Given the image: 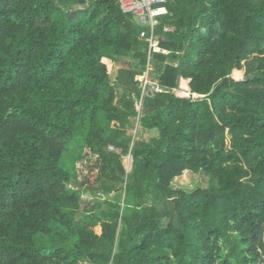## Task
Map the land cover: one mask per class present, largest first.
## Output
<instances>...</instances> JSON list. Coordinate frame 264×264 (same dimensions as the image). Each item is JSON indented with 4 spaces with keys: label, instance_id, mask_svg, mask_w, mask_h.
Instances as JSON below:
<instances>
[{
    "label": "trees",
    "instance_id": "trees-1",
    "mask_svg": "<svg viewBox=\"0 0 264 264\" xmlns=\"http://www.w3.org/2000/svg\"><path fill=\"white\" fill-rule=\"evenodd\" d=\"M159 8L168 93L140 114L148 44L119 0H0V264H264V0ZM85 148L104 203L71 186ZM185 172L209 186L176 187Z\"/></svg>",
    "mask_w": 264,
    "mask_h": 264
},
{
    "label": "rangeland",
    "instance_id": "rangeland-1",
    "mask_svg": "<svg viewBox=\"0 0 264 264\" xmlns=\"http://www.w3.org/2000/svg\"><path fill=\"white\" fill-rule=\"evenodd\" d=\"M109 65L112 67L111 81L114 85L118 81L119 75L124 72L127 71H135L137 73L141 72L139 68V60L134 58L133 54L129 55L126 58H115ZM145 74H147L146 70L142 72V76H143L142 78H144ZM150 77H153L155 79L154 72L150 73ZM243 78H244V72L241 77V80H236V81H242ZM180 87L181 89L178 90L179 92L177 95H179V93L182 96H188L190 94L189 85H188V90L186 92L187 82H184V86L183 83L180 82ZM124 92H125L124 88L117 87L115 89V96H116L115 103H118L123 98ZM179 97L181 96L179 95ZM139 104H140V100H139ZM141 113H142V108H141ZM130 121H131V126L129 128L128 136H132L134 142L141 141L143 139L149 140L150 137L156 134L155 132H148L143 130L139 118L137 117L131 118ZM134 142L132 143V146ZM110 150H114V148L110 147ZM123 165L127 170V173H130L133 165V158L131 154H128L127 156L123 157ZM76 170H77V179L71 182V186L82 193V202L86 204L93 201L104 203L105 198L102 197V195L98 191L99 184L97 179L100 171V160L98 159V157L93 155L89 149L85 148L84 151L82 152L81 159H79L76 163ZM209 184H210V179L208 177L195 175L190 172H185L182 177L177 178L174 182V185L176 187L186 188L191 191H194L199 188H207ZM79 264H85V263H79Z\"/></svg>",
    "mask_w": 264,
    "mask_h": 264
},
{
    "label": "built area",
    "instance_id": "built-area-1",
    "mask_svg": "<svg viewBox=\"0 0 264 264\" xmlns=\"http://www.w3.org/2000/svg\"><path fill=\"white\" fill-rule=\"evenodd\" d=\"M166 4L167 0H119V5L123 13L132 14L136 23L141 27L139 39L148 44V63L146 66L147 74L144 75L143 82L141 84L142 94L139 104L141 108L145 97L150 95L168 93L166 89H163L159 85L158 80L150 77V73L154 72V68L152 65L153 54L168 55L170 53L166 50L161 49L159 45V39L156 34V28L160 23L159 17L161 15H164L166 12L165 10H163V8H159L156 13L155 9L156 7H162ZM178 90H173V94L178 97L180 95L181 98L196 99L200 97L198 95L192 94L191 92L188 96H182L180 93L179 95H177L179 92Z\"/></svg>",
    "mask_w": 264,
    "mask_h": 264
},
{
    "label": "crops",
    "instance_id": "crops-1",
    "mask_svg": "<svg viewBox=\"0 0 264 264\" xmlns=\"http://www.w3.org/2000/svg\"><path fill=\"white\" fill-rule=\"evenodd\" d=\"M242 72H244V77H245V71L242 70ZM243 79H244V78H243ZM184 81H186V82L188 83V85H189V83H190L189 80H184V79H181V80H180V82H184ZM180 82H179V83H180ZM180 89H181V87H180ZM190 92H191V90H190Z\"/></svg>",
    "mask_w": 264,
    "mask_h": 264
},
{
    "label": "bare ground",
    "instance_id": "bare-ground-1",
    "mask_svg": "<svg viewBox=\"0 0 264 264\" xmlns=\"http://www.w3.org/2000/svg\"><path fill=\"white\" fill-rule=\"evenodd\" d=\"M183 86H184V82H183ZM187 92V91H186ZM183 94V93H182Z\"/></svg>",
    "mask_w": 264,
    "mask_h": 264
}]
</instances>
